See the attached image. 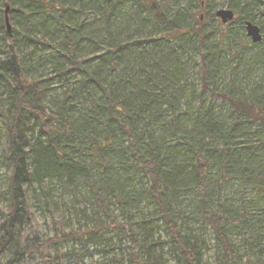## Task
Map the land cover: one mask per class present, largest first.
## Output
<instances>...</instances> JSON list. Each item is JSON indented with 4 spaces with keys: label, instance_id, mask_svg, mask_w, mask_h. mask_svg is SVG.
Listing matches in <instances>:
<instances>
[{
    "label": "trees",
    "instance_id": "trees-1",
    "mask_svg": "<svg viewBox=\"0 0 264 264\" xmlns=\"http://www.w3.org/2000/svg\"><path fill=\"white\" fill-rule=\"evenodd\" d=\"M208 2L0 0V264H84L109 232L116 264H264V37L243 32L264 0H226L225 24ZM35 58L55 75L31 74ZM53 189L87 221L67 230Z\"/></svg>",
    "mask_w": 264,
    "mask_h": 264
},
{
    "label": "rangeland",
    "instance_id": "rangeland-1",
    "mask_svg": "<svg viewBox=\"0 0 264 264\" xmlns=\"http://www.w3.org/2000/svg\"><path fill=\"white\" fill-rule=\"evenodd\" d=\"M210 5L214 6V10L220 9V8H227V3L226 0H209L208 2ZM5 5L2 4L1 5V9L4 10ZM259 21H264V17L260 16V15H255V19L254 22L255 24H257L259 26ZM216 23H221L219 19L216 20ZM233 31L235 29V27L233 25L229 26ZM260 27V26H259ZM243 32L245 34V30L243 29ZM262 36L264 37V32L262 33ZM52 49V48H51ZM48 50V49H47ZM87 50H89V48H87ZM44 51V49H43ZM46 53V51H44ZM40 52H37V54ZM85 53H87L85 51ZM38 56V55H36ZM83 56H86L85 54H83ZM36 59L35 58L32 63L34 65L35 68H33L32 73L34 76L37 77H41L42 79H46L50 76L55 75L52 71V67L51 65H37L36 63ZM35 62V63H34ZM186 67V73H185V80L188 84V88L192 86V83H194V88H196L198 86L197 84V80H198V75H199V68L197 66V64L188 61L187 66ZM61 90L60 85H58V83L55 82V84L53 85V89L51 90L52 93L55 92H59ZM2 134H1V130H0V192L5 190L7 183H6V168L5 165L2 161L1 158V147H2ZM37 196H33V190L30 189L29 190V195L31 197V202L34 204L33 208L35 211V218L36 221L39 224V228H40V232L43 236H51L52 235V227H51V223H50V217H49V213L46 210V208L44 207V196L40 193V191H37ZM48 199H49V209H51L53 211V213L55 214V216L60 217L61 215L64 216L65 221H66V229L70 230V228H77L78 226H81L83 223H85L87 220H85L83 217L80 216V212L79 210L82 208V205L80 204H75L74 202H72V199H70V197L68 196H64L61 195V193L59 192L58 189H54L51 191V193L48 195ZM89 208V206H87ZM91 208V207H90ZM146 208H142V215L141 217L144 215L145 216V220H149V215L147 214L148 212L153 211L152 208L150 209H146ZM117 211V209H115ZM91 211H89L90 213ZM92 213V212H91ZM80 219V220H78ZM140 219V216L138 217H133V220L137 221ZM78 220V221H77ZM153 220V219H152ZM150 227H152V231L151 233L153 234V236H157V235H161L163 236V230L161 227H157V222H151ZM192 227L196 228V230L200 231V226L194 224L192 225ZM203 234V236H205L206 238L209 239L210 237V232L207 229H203L201 231ZM112 236V242L109 241L108 245L104 248V251H101L103 253H99L94 251V249L90 248V256L85 257V263L84 264H116V262H114V260H118L122 254L124 255L123 252V248H119V244L120 242L117 241V238L115 237L114 233H108L106 237H110ZM235 239V238H234ZM237 240V239H236ZM63 249H74L76 252L79 249L78 244L69 242L67 244H64V246L62 247ZM107 252V253H105ZM241 254H244V252H240ZM206 259L208 258L209 262H213V257H214V251L213 249H210L209 251L206 252ZM167 259V258H166ZM124 264H126L124 262Z\"/></svg>",
    "mask_w": 264,
    "mask_h": 264
},
{
    "label": "water",
    "instance_id": "water-1",
    "mask_svg": "<svg viewBox=\"0 0 264 264\" xmlns=\"http://www.w3.org/2000/svg\"><path fill=\"white\" fill-rule=\"evenodd\" d=\"M8 9H9L8 6H6L5 24H6L8 32L10 33V25L8 23V17H7ZM215 15L217 18L220 19V21L223 24H225L229 21H232L234 18V12L228 8H221V9L216 10ZM244 29H245L246 35L251 39L252 42L257 43V42L261 41L262 34H261V30H260L258 25L254 24L250 21H246L245 25H244Z\"/></svg>",
    "mask_w": 264,
    "mask_h": 264
},
{
    "label": "bare ground",
    "instance_id": "bare-ground-1",
    "mask_svg": "<svg viewBox=\"0 0 264 264\" xmlns=\"http://www.w3.org/2000/svg\"><path fill=\"white\" fill-rule=\"evenodd\" d=\"M4 4V3H3ZM5 5V8H4V10H3V16H4V22H5V16H6V14H5V10H6V6H8V11H7V17H8V23H9V10H10V5H8V4H4ZM251 22V21H250ZM253 23V22H252ZM255 24V23H254ZM9 25H10V23H9ZM244 25H245V23H244ZM257 25V24H256ZM5 27H6V24H5ZM6 30H7V27H6ZM245 30V29H244ZM7 32H8V30H7ZM10 32H11V25H10ZM9 33V32H8ZM88 54H90L89 53V51H88ZM87 56V55H86ZM82 58H85V56H83L82 55ZM43 64L44 65H49L50 63L48 62V61H45V62H43ZM54 190V189H53ZM50 193H51V191H50ZM49 193V194H50ZM39 233H40V235L43 237V238H46L47 236H43L42 234H41V232H40V230H39Z\"/></svg>",
    "mask_w": 264,
    "mask_h": 264
}]
</instances>
